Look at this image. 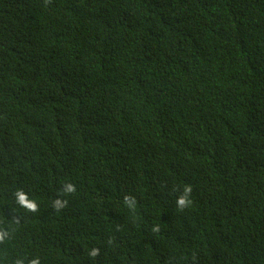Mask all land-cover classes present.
I'll return each mask as SVG.
<instances>
[{
	"label": "trees",
	"instance_id": "obj_1",
	"mask_svg": "<svg viewBox=\"0 0 264 264\" xmlns=\"http://www.w3.org/2000/svg\"><path fill=\"white\" fill-rule=\"evenodd\" d=\"M0 230V264H264V0H0Z\"/></svg>",
	"mask_w": 264,
	"mask_h": 264
},
{
	"label": "clouds",
	"instance_id": "obj_2",
	"mask_svg": "<svg viewBox=\"0 0 264 264\" xmlns=\"http://www.w3.org/2000/svg\"><path fill=\"white\" fill-rule=\"evenodd\" d=\"M66 191L71 193L74 191L73 186L71 185H67L66 186ZM192 187L191 185H184L182 188V194L177 196V199L175 201L176 203V207L178 210L183 211L186 208L190 207L192 204V199H191V195H192ZM16 197H17V202L18 204L25 208L26 210L30 211V212H36L38 210V205L35 203L34 200H30L28 198V196L23 192V191H19L16 193ZM124 203L126 204L127 207L129 208H134L135 207V198L131 197V196H126L124 199ZM55 205L57 207H61V202L60 201H56ZM156 231H158L159 229L156 228ZM9 233L5 230H0V244H3L7 239H8ZM93 255H95V253H92ZM15 264H24V261L22 259H17L15 261ZM29 264H40L39 259H32Z\"/></svg>",
	"mask_w": 264,
	"mask_h": 264
}]
</instances>
